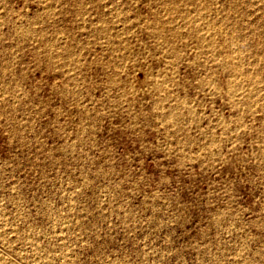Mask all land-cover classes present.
<instances>
[{
	"label": "rangeland",
	"instance_id": "rangeland-1",
	"mask_svg": "<svg viewBox=\"0 0 264 264\" xmlns=\"http://www.w3.org/2000/svg\"><path fill=\"white\" fill-rule=\"evenodd\" d=\"M0 264H264V0H0Z\"/></svg>",
	"mask_w": 264,
	"mask_h": 264
}]
</instances>
